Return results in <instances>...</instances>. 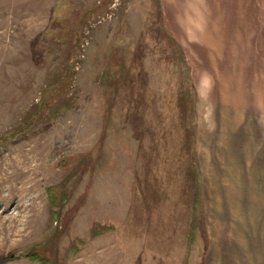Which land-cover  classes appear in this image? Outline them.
I'll use <instances>...</instances> for the list:
<instances>
[{
  "label": "rangeland",
  "instance_id": "obj_1",
  "mask_svg": "<svg viewBox=\"0 0 264 264\" xmlns=\"http://www.w3.org/2000/svg\"><path fill=\"white\" fill-rule=\"evenodd\" d=\"M0 179V264H264V0H0Z\"/></svg>",
  "mask_w": 264,
  "mask_h": 264
},
{
  "label": "trees",
  "instance_id": "obj_2",
  "mask_svg": "<svg viewBox=\"0 0 264 264\" xmlns=\"http://www.w3.org/2000/svg\"><path fill=\"white\" fill-rule=\"evenodd\" d=\"M26 256H28L29 258H32L34 260H37V261H41V258L38 254H27Z\"/></svg>",
  "mask_w": 264,
  "mask_h": 264
},
{
  "label": "bare ground",
  "instance_id": "obj_3",
  "mask_svg": "<svg viewBox=\"0 0 264 264\" xmlns=\"http://www.w3.org/2000/svg\"><path fill=\"white\" fill-rule=\"evenodd\" d=\"M24 158V157H23ZM16 160V159H15ZM18 161V160H17ZM16 162V161H15ZM25 162V161H24ZM17 163H19V162H17ZM11 164V163H10ZM20 164V163H19ZM28 164V163H27ZM27 164H25V165H27ZM8 165V164H7ZM17 166H19V165H17ZM23 167V166H22ZM21 167V168H22ZM7 168V167H6ZM9 168V167H8ZM7 168V169H8ZM10 169V168H9ZM2 171V170H1ZM7 171V170H6ZM9 171V170H8ZM4 173H6V172H4ZM13 173V172H12ZM7 174V173H6ZM12 175V174H11ZM5 177V176H4ZM1 180V179H0ZM2 181V180H1ZM5 181V180H4ZM7 181V180H6ZM3 184H5L4 182H3ZM6 185H8V184H6ZM3 187V186H2ZM9 187V186H8ZM5 188V187H4Z\"/></svg>",
  "mask_w": 264,
  "mask_h": 264
},
{
  "label": "crops",
  "instance_id": "obj_4",
  "mask_svg": "<svg viewBox=\"0 0 264 264\" xmlns=\"http://www.w3.org/2000/svg\"><path fill=\"white\" fill-rule=\"evenodd\" d=\"M167 30H169L168 28H167ZM170 31V30H169ZM172 33L174 34L175 32L174 31H172Z\"/></svg>",
  "mask_w": 264,
  "mask_h": 264
}]
</instances>
